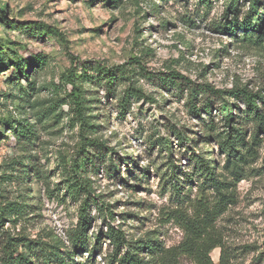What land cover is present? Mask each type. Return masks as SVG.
Listing matches in <instances>:
<instances>
[{
    "label": "rangeland",
    "instance_id": "rangeland-1",
    "mask_svg": "<svg viewBox=\"0 0 264 264\" xmlns=\"http://www.w3.org/2000/svg\"><path fill=\"white\" fill-rule=\"evenodd\" d=\"M230 2L0 0L7 6L5 15L9 20L4 23L0 19V47L6 52L3 58H22L26 65L21 70L28 72L27 79L19 75L18 83L15 65L0 68V178L11 173L17 161L29 156L40 174L20 187L0 180L5 198L17 200L21 194L28 195L33 205L31 218L17 224L5 222V230L12 236L25 235L72 249L69 236L79 221L80 201L65 194L63 181L72 172L71 161L82 140L66 103L70 85L64 75L71 66L70 55L77 59V73L82 69L93 73L100 65L112 67L140 56L150 77L175 70L197 83L207 82L224 90L246 87L264 96V25L259 39L243 36L239 29L233 34L227 29L229 22L240 23L249 3L234 0L235 12L226 14ZM259 8L264 17V0H260ZM45 26L57 29L66 42ZM35 65L38 68L34 69ZM137 85L156 102L131 99L125 112L117 107L116 98L106 97L102 88L84 85L91 100L89 114L98 125L91 137L101 139L111 150L96 161V170L93 166L87 168L92 181L87 232H105L106 225L111 224L134 240L155 231L165 246H174L183 240L184 233L175 221H167V214L180 206L160 175L168 170L169 161L191 170V156L209 145L222 166L224 153L219 151L217 140L226 138L229 127L217 111L219 102L215 100L211 117L202 114L194 118L187 111L185 94L182 97L174 88L162 89L156 80L141 76ZM120 91L118 87L117 97ZM233 102L234 113L240 117L236 121L244 127L249 144L252 125L240 113L243 103ZM6 120L32 124V142L24 147L17 144ZM203 126L212 130V139L192 144L190 138L195 140ZM173 128L181 130L185 137L177 139ZM160 137L171 142V156L152 145ZM259 140L255 155L243 167L241 179L221 171L226 181L235 184L234 203L211 222L210 234L221 245L210 252L214 264H219L220 255L226 256L228 264H264L263 132ZM111 165L116 167V173L108 171ZM182 184L186 194L183 205L193 209L187 215H208L216 202L214 193L203 189L195 178ZM101 204L102 210L108 206L111 216L99 211ZM110 251L111 246L103 240L95 264H103L104 254ZM86 258L83 253L82 259ZM181 264L197 263L183 258Z\"/></svg>",
    "mask_w": 264,
    "mask_h": 264
},
{
    "label": "trees",
    "instance_id": "trees-1",
    "mask_svg": "<svg viewBox=\"0 0 264 264\" xmlns=\"http://www.w3.org/2000/svg\"><path fill=\"white\" fill-rule=\"evenodd\" d=\"M229 3L226 14L234 13L236 2ZM246 15L240 23L229 22L227 29L233 34L239 29L243 36L261 38L264 17L260 14V0H248ZM7 6L0 3V19L8 23L6 18ZM50 32L58 35L62 42H66L63 35L51 26H45ZM43 27V28H45ZM0 47V68L8 69L9 65H15L17 81L19 75L28 78V72H23L22 67L26 65L22 58L13 61L8 57L5 61ZM77 59L70 55L71 66L64 75V79L70 85V92L66 96V103L71 111V120L78 124L81 144L74 159L71 161V173L64 178V191L69 198L80 201L78 207L79 221L75 230L69 236V243L72 249L65 248L57 242H45L43 240L30 239L25 235L12 236L8 230L4 229L5 222L17 224L19 221L27 220L32 216V204L29 203L31 196L22 195L17 200H8L0 191V264H95L96 254L101 253L103 240L111 246V251L103 256V264H181L183 258L189 259L197 264H214L210 258V252L220 242L210 234L211 222L214 217L220 215L227 207L234 203L232 188L235 185L231 181L224 179L221 171H227L233 178L241 179L243 167L247 165L255 155V146L259 143V133H264V96L259 92H251L246 87L221 89L214 87L207 82L197 83L190 78L181 75L175 70H171L162 75L149 74L141 63L140 56H134L127 62L120 65L107 67L98 66L95 72L82 69L77 73L74 69ZM27 65H33L29 63ZM38 65L34 66V69ZM21 70L19 73L18 71ZM4 70H1V72ZM16 74V75H17ZM138 76L149 80L157 81V85L165 90L174 88L185 94V105L187 111L194 118H200L202 114L211 117L213 100L219 102L217 111L223 118L224 123L229 127L226 138L218 139L219 151L224 153L222 166H219L211 145L207 149L199 150L197 154L191 156V170H183L173 161L167 162L168 170L160 177L167 183L174 194L179 208L170 210L167 214V221H175L184 233V238L177 245L165 246L159 234L155 231H147L137 239H129L119 228H114L111 224L106 225V231L102 229L95 235H88L87 228L91 219L88 217V209L92 204L91 192L92 181L88 178V167L97 169L96 161L106 157L111 151L99 138L91 137L95 133L98 125L93 115H90L92 107L87 98V90L84 85L91 88H102L106 97L117 99V107L125 112L131 99L146 98L155 103L156 100L147 96L142 88L137 85ZM19 83V81H18ZM121 87L120 96L117 97V88ZM183 97V96H182ZM204 97V99H203ZM233 100H240L244 109L240 113L247 118L252 125L251 141L248 144L244 127H241L239 115L234 113ZM8 130L13 131L15 141L23 147L29 145L35 135L33 125L27 121L6 120ZM173 135L177 139L184 138L181 130L173 128ZM212 130L203 126L199 129V134L195 140L190 138L192 144L197 141L205 144L212 139ZM152 145L163 149L168 156H171V142L166 137L156 139ZM96 163V164H95ZM17 167L11 173H4L0 180L5 183H16L18 187L25 185L31 177L36 178L39 169L31 162V158L16 162ZM116 167H108V171L116 173ZM14 177V179H13ZM192 178L200 181V186L205 190H211L216 196V202L212 211L208 215L200 218L194 217L190 212V206L185 204V186L182 183L190 182ZM13 179V180H12ZM99 211L105 216L109 214L108 206ZM212 219V220H211ZM199 222V223H198ZM199 227V228H198ZM93 239V241H91ZM63 250H61V248ZM86 253L87 258L82 259V254ZM219 264H228V259L220 255Z\"/></svg>",
    "mask_w": 264,
    "mask_h": 264
}]
</instances>
